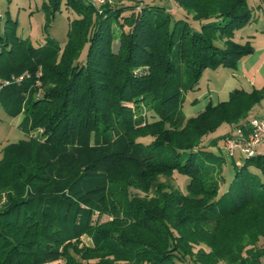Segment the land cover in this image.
<instances>
[{
	"label": "trees",
	"instance_id": "trees-1",
	"mask_svg": "<svg viewBox=\"0 0 264 264\" xmlns=\"http://www.w3.org/2000/svg\"><path fill=\"white\" fill-rule=\"evenodd\" d=\"M63 1L77 19L62 48H33L11 20L0 36V104L37 131L2 149L0 264H264V153L234 165L218 195L222 159L195 151L241 125L264 86L181 112L206 69L233 70L252 52L233 42L251 21L248 0H174L197 28L157 4ZM175 172L185 192L159 182Z\"/></svg>",
	"mask_w": 264,
	"mask_h": 264
},
{
	"label": "rangeland",
	"instance_id": "rangeland-1",
	"mask_svg": "<svg viewBox=\"0 0 264 264\" xmlns=\"http://www.w3.org/2000/svg\"><path fill=\"white\" fill-rule=\"evenodd\" d=\"M47 2L48 0H0V36L4 37L5 22L11 20L16 22L15 36L26 40L33 48H43L48 45V42H53L62 48L67 41L68 24L70 21L77 19V15L66 8L63 0L52 15L45 9ZM106 2L114 8L128 7L135 4L140 8L144 4L161 5L169 11L173 19H187L192 27H198L197 22L192 21L190 17H185V12L176 5L174 0H106ZM248 6L251 21L234 31L233 42L240 45L249 44L252 52L238 60L233 70L224 67L206 69L195 88L182 93L181 112L185 119L195 117L208 104L214 106L219 102L226 101L230 92L234 90L250 93L254 90H261L264 86V0H248ZM215 44L222 47L218 41ZM112 48L114 52L117 51L118 41L113 42ZM83 58L84 51L80 60H83ZM40 76V72H38L36 77L39 78ZM24 77H27V74L16 77V80H23ZM5 82L8 81L2 80L0 77V88ZM38 85L39 83L35 84L39 87ZM129 107L134 111L133 103L129 104ZM140 110L141 112H138L144 114L149 121L153 119L152 113L146 111V107H140ZM262 115H264V100L248 113L247 118ZM22 119V114L14 117L8 115L0 104V159L2 158V149L6 145L37 135V131L27 133V131L19 128ZM225 125L220 126L215 131L216 133L214 132L215 134L212 133L203 137L199 147L195 149L198 152L212 153L222 159L221 176L217 175L218 178L221 177L218 195L227 191L234 175V165L239 166L243 161L238 152H235L234 158H231L222 151V142L235 127V125H227L226 127ZM145 139L147 140L144 142L151 141L150 137ZM214 141L218 144L210 147V142ZM262 149L260 147L257 154H262ZM159 182H167L172 188L185 192L189 179L175 172L171 178L160 177ZM82 241L88 243L86 238H83ZM263 243L264 241L260 240L259 245Z\"/></svg>",
	"mask_w": 264,
	"mask_h": 264
},
{
	"label": "built area",
	"instance_id": "built-area-1",
	"mask_svg": "<svg viewBox=\"0 0 264 264\" xmlns=\"http://www.w3.org/2000/svg\"><path fill=\"white\" fill-rule=\"evenodd\" d=\"M86 1L92 6H102L107 3L106 0ZM20 80L14 79L16 83ZM8 84L9 82H5L3 85ZM260 147L264 149V115L247 118L241 125L234 127L222 142V151L231 158H234L235 152H238L243 159L253 158Z\"/></svg>",
	"mask_w": 264,
	"mask_h": 264
},
{
	"label": "crops",
	"instance_id": "crops-1",
	"mask_svg": "<svg viewBox=\"0 0 264 264\" xmlns=\"http://www.w3.org/2000/svg\"><path fill=\"white\" fill-rule=\"evenodd\" d=\"M224 125H225V124H224ZM226 126H227V125H225V127H226ZM215 133H216V132H215ZM215 133H214V134H215ZM263 152H264V149H262V153H263Z\"/></svg>",
	"mask_w": 264,
	"mask_h": 264
}]
</instances>
